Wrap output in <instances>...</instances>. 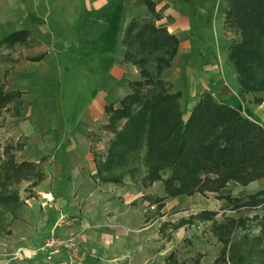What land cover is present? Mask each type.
Returning <instances> with one entry per match:
<instances>
[{"label":"crops","instance_id":"obj_1","mask_svg":"<svg viewBox=\"0 0 264 264\" xmlns=\"http://www.w3.org/2000/svg\"><path fill=\"white\" fill-rule=\"evenodd\" d=\"M81 1L88 23L77 42L78 46L83 42L86 51L77 61L86 62L89 71L97 75L93 95L82 112L68 120L54 107L59 100L50 99L47 86H32V81H27L26 73L41 70L47 75L59 53L51 42L45 43L37 35L44 53L35 61H24L23 75L11 73L8 81V91H19L22 97L20 104L17 98L2 106L8 112L0 110V160L5 157L4 147L9 142L19 144L17 159L42 161V177L22 181L21 200L8 204L22 209L9 212L0 208V264H165L166 249L160 248L163 244L156 246L161 233L158 235L159 229L153 230L145 221V211L138 209L135 201L143 195L142 190L129 181L123 185L94 176L98 174L95 149L111 138L103 129L108 121L106 107L124 97L129 83L140 78L137 65L123 61L125 28L138 15L149 18L151 14L144 4L134 0ZM122 1L124 20L115 51L105 52L100 38L105 29L101 13L109 3ZM149 1L159 14L156 24L178 37L177 53L161 77L172 83L171 90L185 95L184 116L199 96L209 91L228 104L241 106L243 113L264 125V92L242 91L229 60L234 32L226 27V1ZM68 43L69 37H65L61 45ZM53 75L49 85L55 83ZM46 113L49 114L43 116ZM28 185L33 192L24 194ZM246 186L264 187V175ZM43 192H51L55 199L44 204ZM53 232L64 237L74 235L76 252L68 255L65 251L51 253L44 249V239Z\"/></svg>","mask_w":264,"mask_h":264},{"label":"trees","instance_id":"obj_2","mask_svg":"<svg viewBox=\"0 0 264 264\" xmlns=\"http://www.w3.org/2000/svg\"><path fill=\"white\" fill-rule=\"evenodd\" d=\"M225 1L226 27L238 36L230 44L229 59L240 88L264 92V0ZM149 4L150 17L133 18L124 31L123 61L136 64L140 78L131 83V90L118 106L106 107L108 121L103 129L111 138L105 160H98L99 177L117 181V173L123 170H140L144 185L162 181L164 193L153 199L157 209L173 197L217 193L232 181L246 186L261 179L264 125L243 113L241 106L228 104L209 91H204L184 116L182 92L171 90L172 83L161 77L177 53L178 37L156 24L159 14L154 4ZM123 9L122 1L109 3L102 12L105 29L100 38L105 52L115 51ZM20 33L13 31L6 38L21 40ZM19 95V91L4 93L0 107ZM18 148L19 144L9 142L0 160L3 205L21 200L20 182L42 177L41 161H19ZM222 197L235 200L230 195ZM234 207L260 208L262 214L242 213L218 223L214 210L195 215L201 221H213V232L223 242L219 254L208 264H264V188ZM185 223L179 220L173 224L178 229ZM165 264H178L174 254Z\"/></svg>","mask_w":264,"mask_h":264},{"label":"rangeland","instance_id":"obj_3","mask_svg":"<svg viewBox=\"0 0 264 264\" xmlns=\"http://www.w3.org/2000/svg\"><path fill=\"white\" fill-rule=\"evenodd\" d=\"M80 1L0 0V102L3 99L2 95L8 92V81H10L12 74L17 76L19 74L21 77L23 75L21 64L26 60L35 61L36 58L44 53L41 42L37 37L39 36L45 43L51 42L55 47L53 49L59 51V53L57 54L56 61H54V68L48 71L47 75H43L45 72L41 70L31 72V74L26 73L27 81H32V86L37 84L41 86V83L42 87L47 86L52 96L50 99L58 98L59 100L57 101L56 99L57 102L54 103V107L60 114L65 113V117H68V120H73L79 112H82L83 106L88 103V100L93 95L91 90L95 88L93 83L96 82L97 75H93L89 71L90 68L85 65L86 62L78 63L77 61L81 52L86 51L83 42L80 46H78L77 42L84 36L83 30L88 23L82 12L83 6L82 1ZM134 3L144 4L143 7L150 12L149 0H134ZM141 12L143 11H139L140 14ZM124 13L126 17L128 11L125 10ZM136 19L146 18H141L138 15ZM12 31L21 32V40L15 39L13 41V39L5 38ZM233 34L232 42L238 38L235 33ZM65 37H69L68 46L61 45ZM83 40L85 42V39ZM52 73L55 76V79H53L55 83L49 85L52 82L50 81ZM30 76L31 78H29ZM132 82L129 83V91L131 90ZM40 90L41 92H45V90ZM258 92L263 93V91ZM19 97H22L21 93ZM34 97L36 98V96ZM184 97L182 95L181 100L185 115L187 110L185 109ZM20 98L16 100L19 103L21 101ZM121 99L118 102L111 103L109 105L110 109L112 106H118ZM258 99L260 100L261 98ZM18 108L19 106L16 105L15 110ZM0 110L8 112V110L6 111L2 107ZM48 114L46 113L43 116H47ZM109 140L106 139L102 147L95 149L97 150L95 151L96 167L100 157L104 161L107 156L106 150ZM117 174L119 175H116L119 180L108 181L123 185L125 181H129L135 188L142 190L141 193L143 195L138 196L139 198L135 200L137 207L141 211H145V221L153 226V230L159 229L158 235L163 233L159 235L160 240L157 241L156 246L159 247L163 244L160 248L166 249V258L174 254L178 264H208L214 260L223 246L221 239L213 232L212 227L215 223L223 221L227 217H239L242 213L246 215L262 214L260 208L246 210L245 208L238 209L234 206L236 203L247 201L248 198L250 199L257 191H260L264 187H244L232 181L229 186L217 193L205 192L202 194L196 193L194 195L173 197V199H168L161 209H157L158 203H155L153 199L159 194L163 195L162 181L155 182L150 186L144 185L140 178L142 177L140 170L134 172L123 170L122 174L120 172ZM21 183L18 184L19 188H22ZM29 187L28 185L23 189L24 194H31L33 192L29 190ZM135 194H138L137 191ZM222 195L233 196L235 200L232 202L228 201ZM0 208L9 210V212L22 209L2 204H0ZM203 210H214L217 212L215 223L195 218V215ZM179 220H184L186 223L176 229L173 223ZM255 225L256 222L251 226Z\"/></svg>","mask_w":264,"mask_h":264},{"label":"built area","instance_id":"obj_4","mask_svg":"<svg viewBox=\"0 0 264 264\" xmlns=\"http://www.w3.org/2000/svg\"><path fill=\"white\" fill-rule=\"evenodd\" d=\"M41 196L44 200V204H49L55 199L53 198L51 192H43ZM43 243L44 244L42 247L51 253L65 251L68 255L75 253L78 245L74 235H71L70 237H64L60 234H55L54 232L50 234Z\"/></svg>","mask_w":264,"mask_h":264},{"label":"water","instance_id":"obj_5","mask_svg":"<svg viewBox=\"0 0 264 264\" xmlns=\"http://www.w3.org/2000/svg\"><path fill=\"white\" fill-rule=\"evenodd\" d=\"M98 174L97 173H94V176H97Z\"/></svg>","mask_w":264,"mask_h":264}]
</instances>
